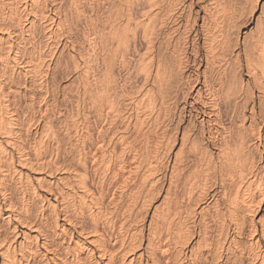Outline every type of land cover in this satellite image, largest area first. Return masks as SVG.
Here are the masks:
<instances>
[{"label": "bare ground", "instance_id": "obj_1", "mask_svg": "<svg viewBox=\"0 0 264 264\" xmlns=\"http://www.w3.org/2000/svg\"><path fill=\"white\" fill-rule=\"evenodd\" d=\"M0 264H264V0H0Z\"/></svg>", "mask_w": 264, "mask_h": 264}]
</instances>
